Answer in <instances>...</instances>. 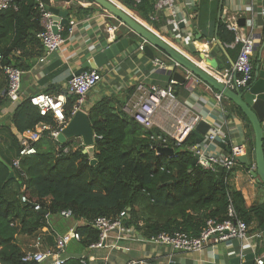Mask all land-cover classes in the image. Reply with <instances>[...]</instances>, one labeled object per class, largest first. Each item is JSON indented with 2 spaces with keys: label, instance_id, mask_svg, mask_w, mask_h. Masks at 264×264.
I'll list each match as a JSON object with an SVG mask.
<instances>
[{
  "label": "trees",
  "instance_id": "obj_1",
  "mask_svg": "<svg viewBox=\"0 0 264 264\" xmlns=\"http://www.w3.org/2000/svg\"><path fill=\"white\" fill-rule=\"evenodd\" d=\"M117 1L154 29L158 28L157 22L151 19L155 15V0ZM92 10L78 8L76 16L85 18ZM41 16L40 0H14L13 7L0 11V111L10 105L2 65L27 71L43 54L37 38L42 31ZM69 27V24L63 27L62 38L68 37ZM207 38L210 40L212 36ZM216 40L225 46L233 42L232 33L222 21L217 24ZM237 52L236 47V55ZM193 56L198 55L193 53ZM134 90L128 89L122 96L104 97L88 109L90 126L99 138L94 145L96 162L93 165L83 154L79 141L60 145L50 131H44L37 141L31 142L35 154L22 157L20 169H15L12 162L19 156L26 131L35 130L39 124H47L51 130L60 127L50 114L41 116L29 98L15 105L13 113L0 123V158L14 172V178L8 179L9 171L0 163V264H35L22 262L25 252L17 238H36L44 231L42 238L54 245L56 234L49 229L48 220L63 211H70L71 220L77 223L74 229L83 249L97 242L98 233L92 224L100 217L121 219L126 228L144 240L160 233L176 232L198 237L208 220L216 223L238 220L248 227L256 224V229H262L264 204L246 205L242 193L230 183L233 169L217 175L192 165L188 148L195 144L193 132L177 144L156 128L144 129L124 111ZM44 93L65 96L67 122L77 98L68 91L47 89ZM224 101L230 105L228 113L237 115L249 129L245 148L250 157L254 151L251 125L240 109ZM156 147H168L174 155H158ZM65 148L69 149L66 153ZM24 196L26 202L21 200ZM41 211L48 215H42ZM65 264L80 263L71 259Z\"/></svg>",
  "mask_w": 264,
  "mask_h": 264
},
{
  "label": "crops",
  "instance_id": "obj_2",
  "mask_svg": "<svg viewBox=\"0 0 264 264\" xmlns=\"http://www.w3.org/2000/svg\"><path fill=\"white\" fill-rule=\"evenodd\" d=\"M108 1L217 81L222 78L224 69L231 68L236 59V47L217 42V24L219 21L225 23L229 20L238 23L242 19L244 25H239L240 34L250 35L254 43L251 59L253 78L259 72H264V0H173L176 21L167 9L155 11L157 29L142 21L117 0ZM50 2L53 7L68 10L69 23L73 26L72 33L68 35L60 49L45 61L40 62L38 58L29 70L22 71V100L42 94L47 89L68 91L67 79L78 69L81 60L92 56L98 47L111 43L118 36L126 38L129 47L109 65L99 70L102 81L87 94L81 107L83 111L87 112L94 103L104 97L122 96L124 91L131 88L136 90L140 84L146 87L167 88L170 81H173L174 73L184 76L182 70L174 68L170 63L164 68L152 66L148 69L149 61L138 49L142 40L93 2L85 0H70L68 3L55 0ZM72 2L76 4L72 5ZM78 8L93 10L89 16L77 18ZM210 35L212 38L209 40L207 37ZM216 47L218 50L215 57L220 64L213 70L201 57L210 58L209 53ZM193 53L198 56H193ZM155 58L166 60L167 57L164 58L159 52H155ZM20 60L24 61L23 58ZM170 88L176 94L175 105L162 101L153 117V128L176 140L180 135L193 132V130L187 132L193 119L204 120L212 129L219 131L220 137L228 138L227 145L230 150L235 149L239 155L246 154L245 136L249 129L237 115L228 113L229 103L223 98L218 102L216 92L202 82L193 88H190L187 82L184 85L175 83ZM135 90L124 106L125 112L126 108L137 100ZM14 108L15 106L10 104L0 111V123L6 121ZM261 127L264 140V121ZM220 144L221 141L212 147L225 152ZM248 160L249 169L240 163L235 165L230 183L242 193L247 206L264 204V185L249 175V171L254 170L255 166L254 151ZM76 225L73 220L61 216L48 220L49 229L56 235L67 233ZM43 233L44 231L39 235ZM35 240L36 238L29 237L17 238L23 252L33 250ZM107 244L100 249H83L79 242L72 240L67 244L63 258L66 261L78 260L80 264H83L80 262L81 259L85 264H129L134 261L138 264H229L236 256L254 254L255 264L257 259L264 261V231L256 229V224L248 227L247 240L232 239L217 245L209 243L201 251L194 253H179L166 246L152 245L144 239H139L137 234L126 241L115 242L109 239ZM54 245L43 237L40 248L53 249Z\"/></svg>",
  "mask_w": 264,
  "mask_h": 264
},
{
  "label": "built area",
  "instance_id": "obj_3",
  "mask_svg": "<svg viewBox=\"0 0 264 264\" xmlns=\"http://www.w3.org/2000/svg\"><path fill=\"white\" fill-rule=\"evenodd\" d=\"M134 3H139L140 0H131ZM14 0H0V11L7 10L13 7ZM41 8V26L42 31L37 35L43 46V54L39 58L40 62L45 61L51 54L58 51L60 47L65 43L66 38L61 37L62 27L57 28V34L53 32V22L50 20V15L45 12L43 5L40 3ZM167 9L171 12V16L176 21V12L173 11V0H155L154 10L159 11ZM153 21H156V14L151 17ZM70 25V23H69ZM122 25V23H121ZM227 30L233 35V42L229 46L238 48L235 62L231 68H226L222 72V78L219 83L224 85L230 90H243L246 88L247 83L253 78V64L252 56L254 52V43L252 37L243 36L240 34V26L234 20L225 22ZM73 26L70 25L68 29V35L72 33ZM146 44L142 40V44L138 47L142 52L143 46ZM1 59V56H0ZM167 63H170L174 68L180 69L184 73L186 82L189 83V87L193 88L195 85L201 83V81L192 76L191 73L183 69L175 61L166 58H154L152 61L153 67L164 68ZM2 73L6 79V97L10 101V104L17 105L22 101L21 93V77L22 71L15 68L12 65H2ZM102 81V75L100 71L87 70L82 72L78 76L72 77L68 82V91L70 94L77 98L76 105L74 106L72 115L77 109H81L84 104L87 94L93 90ZM175 84L174 81H170V86ZM161 87H146L142 84L136 87L137 100L126 108V113L132 117V119L144 129H151L153 127V117L161 105L162 101H168L175 105V97L172 94L171 88ZM216 100L219 102L222 96L215 93ZM30 103L37 107L41 116L50 114L54 123L60 128L59 130H51V127L47 124H39L35 130L26 131L24 137L21 140V149L19 156L13 160L12 167L20 169V160L22 157L31 156L35 154V148L31 146V142H35L39 139L40 135L44 131H50L52 138L56 139L61 129L67 123L64 118V106L66 104V98L63 94L50 95L42 93L29 97ZM199 119H193L188 127V133L193 130L194 126L198 123ZM188 134L180 135L176 138V143H181ZM223 138L219 136V131L210 129L205 138L199 143L189 147L188 150L192 157L197 160V165L201 168L216 172L218 167H221L223 171L232 170L238 163L237 156L239 153L235 149L230 153H225L221 150L213 148L212 145L218 144ZM80 143V142H79ZM81 145V143H80ZM69 149L65 148L64 153ZM24 176V173H21ZM22 202H26V197H22ZM35 210H40L39 206H34ZM232 215L231 212L229 213ZM61 217L72 218L70 211H63L60 213ZM124 214H121L123 217ZM92 227L98 233V240L88 246V249H100L105 247L109 239L115 242L126 241L135 237V233L132 229L126 228L121 219H108L104 217L97 218ZM248 226L242 221L225 220L221 223H216L213 220H208L204 229L200 232L198 237H189L185 233L176 232L173 234L160 233L155 237H152L145 242L152 245H161L169 247L174 252L179 253H194L201 251L207 244H219L232 239L247 240ZM80 241L79 234L74 228L70 229L63 235L55 236V245L53 249L41 250V235L36 237L33 245V250L25 252L22 262L23 263H35V264H65L66 260L63 258L67 244L70 241ZM110 246V245H109ZM81 263L85 262L81 259ZM129 264H138L137 262H130ZM165 264V263H156ZM256 264H264L262 259H257Z\"/></svg>",
  "mask_w": 264,
  "mask_h": 264
},
{
  "label": "water",
  "instance_id": "obj_4",
  "mask_svg": "<svg viewBox=\"0 0 264 264\" xmlns=\"http://www.w3.org/2000/svg\"><path fill=\"white\" fill-rule=\"evenodd\" d=\"M51 0H40L45 12L50 15V20L53 22V32L57 34L58 27H64L69 24L68 10L56 8L51 5ZM64 1L66 3L70 0H55ZM94 4L100 7L105 12L114 16L118 21H120L124 26H126L134 35H136L141 40H144L146 44L142 49V56L147 58L149 64L147 66L150 69L153 64L152 61L155 58V52L162 53L167 58L178 63L183 69L189 71L192 76L198 78L202 83L206 84L213 91L220 94L222 98L230 101L235 105L242 114L248 119L254 137V159L255 166L254 170L249 171L251 178L257 182H261L264 185V152H263V131L262 123L264 121V72L261 71L257 76L247 83V86L243 90H230L221 83H219L215 78L211 77L200 69L197 65L186 59L179 51L169 46L165 42L161 41L156 35L151 33L140 23L135 21L132 17L125 13L119 7L113 5L108 0H91ZM72 2V5H75ZM240 26H243L242 19L238 22ZM129 47V41L126 38L115 39L111 43H107L98 47L92 56L85 57L81 60L78 69L71 74L67 81L69 82L72 77L80 75L82 72L87 70L99 71L105 66L109 65L112 61L122 55ZM218 47L214 48L209 53V57L205 60L207 65L216 70L219 61L216 59L215 54ZM173 81L175 83L184 85L186 79L183 75L178 73L173 74ZM211 126L208 122L200 120L193 129V134L195 137V144H199L207 135ZM56 142L60 145L65 144L68 141L78 140L83 148V154H86L89 159L90 165L95 164L94 159V145L99 141V138L94 134L89 120L87 112L82 109H77L72 117L67 121L65 126L61 129L59 134L56 136ZM228 144V138L224 137L221 141L220 147L226 153H230V147ZM155 151L158 155L173 156L174 152L168 147H156ZM238 163L244 165L246 169L250 168V162L248 156L240 154L237 156ZM0 163L4 165L9 171L8 179L14 178V172L11 166L6 164L1 158ZM197 160L193 158L192 165H196ZM223 169L218 167L216 170L217 175H221ZM34 207L33 204H31ZM41 214L47 216L46 211H41ZM264 231V225L262 227ZM139 239L142 237L137 233ZM173 264V263H171ZM229 264H255L254 254H247L243 257L236 256L229 261Z\"/></svg>",
  "mask_w": 264,
  "mask_h": 264
}]
</instances>
